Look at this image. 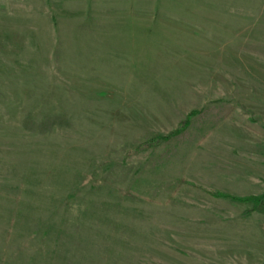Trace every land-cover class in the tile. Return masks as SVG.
Segmentation results:
<instances>
[{"label": "rangeland", "instance_id": "1", "mask_svg": "<svg viewBox=\"0 0 264 264\" xmlns=\"http://www.w3.org/2000/svg\"><path fill=\"white\" fill-rule=\"evenodd\" d=\"M46 2L0 8V264H264L213 196L264 195V0Z\"/></svg>", "mask_w": 264, "mask_h": 264}, {"label": "trees", "instance_id": "2", "mask_svg": "<svg viewBox=\"0 0 264 264\" xmlns=\"http://www.w3.org/2000/svg\"><path fill=\"white\" fill-rule=\"evenodd\" d=\"M194 116L193 113L188 114L185 120L180 122L178 128L172 132H170L166 136H157L147 142L144 145H141L139 149L145 148V149H152L155 148L156 146L160 145L162 142L168 141L171 137L183 132L190 124L192 117ZM214 197L217 198H222V199H228L233 202H238V203H244V204H252V211H257L262 214H264V195L258 196V197H248V198H235L232 196L228 195H223V194H213Z\"/></svg>", "mask_w": 264, "mask_h": 264}, {"label": "crops", "instance_id": "3", "mask_svg": "<svg viewBox=\"0 0 264 264\" xmlns=\"http://www.w3.org/2000/svg\"><path fill=\"white\" fill-rule=\"evenodd\" d=\"M48 0H0V8L4 7H10L8 10L14 11V12H24V13H30L34 11H42L43 8H37V10H34L32 7L33 5L36 7H44L47 6ZM60 4L64 7H70L75 6L79 2L78 0H59Z\"/></svg>", "mask_w": 264, "mask_h": 264}]
</instances>
